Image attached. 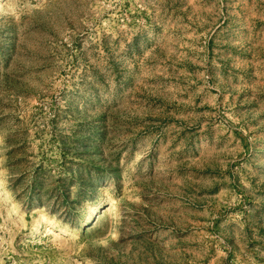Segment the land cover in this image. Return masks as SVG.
Returning a JSON list of instances; mask_svg holds the SVG:
<instances>
[{"label": "rangeland", "instance_id": "374dc122", "mask_svg": "<svg viewBox=\"0 0 264 264\" xmlns=\"http://www.w3.org/2000/svg\"><path fill=\"white\" fill-rule=\"evenodd\" d=\"M0 264H264V0H0Z\"/></svg>", "mask_w": 264, "mask_h": 264}]
</instances>
